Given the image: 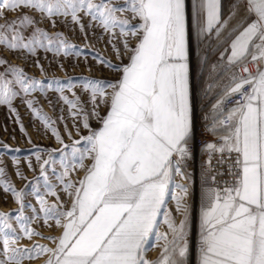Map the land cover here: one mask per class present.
Listing matches in <instances>:
<instances>
[{
  "label": "snow or ice",
  "instance_id": "obj_1",
  "mask_svg": "<svg viewBox=\"0 0 264 264\" xmlns=\"http://www.w3.org/2000/svg\"><path fill=\"white\" fill-rule=\"evenodd\" d=\"M221 2L0 0V264H264V0Z\"/></svg>",
  "mask_w": 264,
  "mask_h": 264
},
{
  "label": "rangeland",
  "instance_id": "obj_2",
  "mask_svg": "<svg viewBox=\"0 0 264 264\" xmlns=\"http://www.w3.org/2000/svg\"><path fill=\"white\" fill-rule=\"evenodd\" d=\"M79 70H77L78 73ZM58 75H63V73H57ZM107 75V74H106ZM46 111H49V114H51V111L46 107ZM21 116L23 117V121L25 126L27 127L28 134L31 136L32 141L38 145H51V146H57L55 145V142L51 139H49L47 136H44L41 132H37L35 128L29 125L28 117L25 113V110L23 108L20 109ZM71 126V124H69ZM93 126L95 127L96 124L93 122ZM62 127V126H61ZM6 129V130H5ZM15 137V139H12L11 137ZM0 141L6 142L12 147H20L22 149H28L30 146L26 143L25 139L22 137V134L19 131V128L15 123H13V120L9 118V114L7 112V109L4 107H0ZM13 155H16L14 153H7L3 156V159L5 162L9 164L8 171H12L11 167V158ZM21 156H28L29 152L24 151L20 153ZM80 175H83V173H80ZM29 176H31V173H29ZM13 179L15 180V176H13ZM17 187L21 186V183L19 181L16 182ZM170 207L174 210V204H170ZM16 208V205L13 203L10 196H5L4 194L0 193V212H10ZM45 232L46 235H50L52 233H49L46 229H41ZM166 230V226H161V231ZM39 243L47 244L48 241L46 240H39ZM25 244H28V241H24ZM159 254V249L154 248L150 250L147 255L149 259H156ZM43 259H36L31 262V264H34L38 261H41L40 263L43 264ZM190 264H195V258L190 256L189 258ZM39 263V264H40ZM27 264V262H26Z\"/></svg>",
  "mask_w": 264,
  "mask_h": 264
},
{
  "label": "crops",
  "instance_id": "obj_3",
  "mask_svg": "<svg viewBox=\"0 0 264 264\" xmlns=\"http://www.w3.org/2000/svg\"><path fill=\"white\" fill-rule=\"evenodd\" d=\"M233 7H234V0H222L221 9L224 18H227L229 16L230 11ZM193 44L195 47H197V49H199V42L195 39V36H193ZM218 48L220 51H223V49L220 48L219 45L215 46L209 55L211 62H215L218 59L219 56V51H217ZM196 79H197V83L199 84L201 82V77L199 74H197Z\"/></svg>",
  "mask_w": 264,
  "mask_h": 264
},
{
  "label": "built area",
  "instance_id": "obj_4",
  "mask_svg": "<svg viewBox=\"0 0 264 264\" xmlns=\"http://www.w3.org/2000/svg\"><path fill=\"white\" fill-rule=\"evenodd\" d=\"M200 163H201V160H200V157L198 156V157H197V160H196V166H197V168H199ZM225 178H226V177H225Z\"/></svg>",
  "mask_w": 264,
  "mask_h": 264
},
{
  "label": "bare ground",
  "instance_id": "obj_5",
  "mask_svg": "<svg viewBox=\"0 0 264 264\" xmlns=\"http://www.w3.org/2000/svg\"><path fill=\"white\" fill-rule=\"evenodd\" d=\"M43 261V260H42ZM41 261H38V262H36V263H34V264H39Z\"/></svg>",
  "mask_w": 264,
  "mask_h": 264
}]
</instances>
